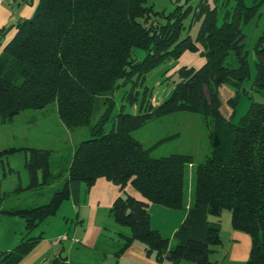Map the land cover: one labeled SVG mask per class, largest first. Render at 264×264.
Here are the masks:
<instances>
[{"label": "trees", "instance_id": "obj_1", "mask_svg": "<svg viewBox=\"0 0 264 264\" xmlns=\"http://www.w3.org/2000/svg\"><path fill=\"white\" fill-rule=\"evenodd\" d=\"M36 1L30 17L0 27V46L9 29L14 31L0 52V124L12 122L23 111H42L54 103L60 123L73 130L91 123L99 103L105 109L92 124L90 138L74 145L61 172L51 171L46 148L0 149V158L19 149L27 153L30 182L22 187L17 181L10 194L30 196L48 187L46 202L33 200L26 205L13 202L0 185V216L19 217L26 229L14 248L0 251V264H17L36 245L41 233L31 235V231L56 213L69 197L71 182L90 188L100 177L122 191L131 185L141 196L122 192L109 209L114 221L131 232L122 249L136 241L157 261L214 264L209 256L220 244V216L228 211L232 229L251 239L244 264H264V102L252 101L234 121L239 91L250 75L241 24L255 14L256 5L234 0L218 25L216 8L208 0L195 6L178 4L167 14L146 5L148 0ZM158 15L165 21L155 22ZM198 21L192 37L189 30ZM135 48L145 52L143 58L137 59ZM185 51H199L205 62L199 68H178L169 97L155 106L142 104L135 114L120 111L111 116L112 93L120 82L143 79L157 65L176 60ZM255 52L252 90L264 98V33L257 39ZM222 85L235 89V96L228 100L233 107L229 118L220 112ZM183 111L204 117L211 149L190 172L193 184L188 198L185 187L192 156L154 157L150 152L157 142L144 146L132 136L149 120ZM150 204L171 209L205 206L206 242L178 244L163 237L150 225ZM47 260L63 264L65 257L51 254Z\"/></svg>", "mask_w": 264, "mask_h": 264}, {"label": "rangeland", "instance_id": "obj_2", "mask_svg": "<svg viewBox=\"0 0 264 264\" xmlns=\"http://www.w3.org/2000/svg\"><path fill=\"white\" fill-rule=\"evenodd\" d=\"M200 0H148L146 5H151L157 12L167 14L172 11L178 4L185 5L186 2L195 6ZM211 6L216 8L217 24L221 25L224 21L226 11H230L234 4V0H208ZM246 6L256 5L255 14L243 21L241 24L242 32L245 36L244 53L249 69V77L243 82L242 88L236 101V121L249 106L252 101L264 102L261 94L252 90L253 82L256 73V62L258 56L255 52V44L258 37L264 33V0H243ZM155 22H164L165 19L161 16L154 17ZM190 18L184 21L185 26L190 25ZM9 26V25H8ZM199 28V21L195 22L190 30L189 35L194 37ZM13 29H9L3 38L0 52L3 45L12 37ZM186 32H183L185 36ZM195 53V52H188ZM134 55L137 59L144 57L145 52L142 49L135 48ZM194 55V54H193ZM187 55H182L173 61L160 63L143 79L132 81L118 86L112 93L113 109L111 116H114L120 111L125 113H138L141 105L153 104L154 106L165 100L171 94V91L177 81L175 71L183 65L195 67V63L188 64L185 61ZM183 58V59H182ZM201 58L204 60L201 56ZM188 60V59H186ZM227 90H232L234 93L227 96ZM219 98L222 100L221 111L226 113L229 106L226 105L225 97H234L235 89L229 85H224V89L219 91ZM105 105L99 103L96 107L91 123L87 126L76 128L73 130L66 129L59 121L56 112L55 104L50 103L42 111L26 110L21 112L10 123L0 124V149L2 147H10L13 145H26L43 147L50 150L49 166L52 172H61L68 163V157L74 145H78L80 141L90 138V128L97 121L99 115L104 111ZM35 113V114H34ZM110 126V125H109ZM132 136L140 141L144 146L156 145L152 148L150 154L154 157L165 156L170 153L189 154L193 158L192 166H188V175L186 181V198L190 197L192 188L191 171L194 170L197 164L203 162L210 154V145L208 140V128L204 117L201 114L191 112H176L161 118L147 121L141 128L134 130ZM5 145V146H3ZM27 153L19 149L13 153L0 158V185L4 192L8 191V195L13 202L30 205L29 203L36 200L37 203L47 201V188L44 187L35 195L21 194V197L10 194L16 182L19 181L22 187H26L30 182L28 170L25 166V158ZM13 196V197H12ZM20 196V195H19ZM9 199H6L8 202ZM10 202V201H9ZM61 209L54 215L43 220L32 231L31 235H37L45 232V226L54 218L59 216ZM227 214V215H224ZM224 216L230 218L228 211H223ZM17 220L23 223L19 217H10L9 219L0 216V235L9 232L14 237V230L17 228V223H7L6 220ZM23 226V231H24ZM26 234V231L23 235ZM19 240L22 237L18 234ZM21 235V236H20ZM59 239V238H58ZM18 240V241H19ZM14 242L12 245H16Z\"/></svg>", "mask_w": 264, "mask_h": 264}, {"label": "crops", "instance_id": "obj_3", "mask_svg": "<svg viewBox=\"0 0 264 264\" xmlns=\"http://www.w3.org/2000/svg\"><path fill=\"white\" fill-rule=\"evenodd\" d=\"M19 2L20 0H2L0 27L13 25L19 18L32 15L37 1L34 0L31 4ZM188 52L190 51L183 52L180 58L182 55H187L184 56L186 63H195V67L183 66L199 68L204 64L205 59L201 58L199 51L193 53L194 55ZM222 89L224 85L219 87V91ZM227 92L229 93L227 96L234 93L232 90ZM230 98L232 97H225L224 103L229 106L226 113H222L220 109L222 115L227 118L233 111V107L228 102ZM222 103L220 98V108ZM122 192L141 198L131 185H126L122 191L119 186L103 177L98 178L90 188H87L83 182H71L69 197L58 208V210L61 209L60 215L54 217L45 226L46 233H41V239L17 264H49L47 257L51 254H60L65 257L63 264H171L166 259L157 261L153 254H147L143 245L136 241L122 249L125 238L131 234L130 229L116 223L109 213L114 200ZM148 212L151 227L173 243L185 244L189 240L199 242L207 240L208 218L206 207L203 205L198 207L187 205L184 209H171L150 204ZM6 221L17 223V228L12 232L14 237L10 232L9 236L0 235V251H9L14 248L16 245L12 243L19 242L18 234L23 237L26 231L25 227L23 231L24 221L23 223L11 219ZM63 235H67V239L56 242ZM219 235L220 244L213 247L209 256L211 262L244 264L250 251V236L233 230L230 218L228 216L223 218V212L220 216ZM175 264L194 263L182 260Z\"/></svg>", "mask_w": 264, "mask_h": 264}, {"label": "built area", "instance_id": "obj_4", "mask_svg": "<svg viewBox=\"0 0 264 264\" xmlns=\"http://www.w3.org/2000/svg\"><path fill=\"white\" fill-rule=\"evenodd\" d=\"M2 3V0H0V4ZM67 239V235H63L61 236L58 240H56V242H59L61 240ZM74 241H77V239L73 238Z\"/></svg>", "mask_w": 264, "mask_h": 264}]
</instances>
